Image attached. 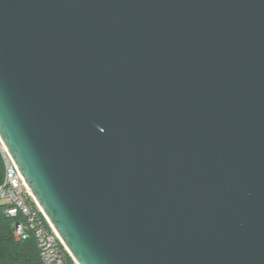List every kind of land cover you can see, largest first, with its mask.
Returning a JSON list of instances; mask_svg holds the SVG:
<instances>
[{
	"label": "water",
	"instance_id": "water-1",
	"mask_svg": "<svg viewBox=\"0 0 264 264\" xmlns=\"http://www.w3.org/2000/svg\"><path fill=\"white\" fill-rule=\"evenodd\" d=\"M0 142L79 264H264V0H0Z\"/></svg>",
	"mask_w": 264,
	"mask_h": 264
},
{
	"label": "built area",
	"instance_id": "built-area-1",
	"mask_svg": "<svg viewBox=\"0 0 264 264\" xmlns=\"http://www.w3.org/2000/svg\"><path fill=\"white\" fill-rule=\"evenodd\" d=\"M4 160V179L0 199L7 202L5 213L20 216L14 225L17 238L32 234L37 244L41 264H79L46 217L27 187L12 157L0 142Z\"/></svg>",
	"mask_w": 264,
	"mask_h": 264
},
{
	"label": "trees",
	"instance_id": "trees-1",
	"mask_svg": "<svg viewBox=\"0 0 264 264\" xmlns=\"http://www.w3.org/2000/svg\"><path fill=\"white\" fill-rule=\"evenodd\" d=\"M4 160L0 149V185L4 179ZM7 202L0 199V264H41L36 241L32 234L27 238L14 235V225L20 216L5 213ZM16 237V238H15Z\"/></svg>",
	"mask_w": 264,
	"mask_h": 264
},
{
	"label": "bare ground",
	"instance_id": "bare-ground-1",
	"mask_svg": "<svg viewBox=\"0 0 264 264\" xmlns=\"http://www.w3.org/2000/svg\"><path fill=\"white\" fill-rule=\"evenodd\" d=\"M5 148V147H4Z\"/></svg>",
	"mask_w": 264,
	"mask_h": 264
},
{
	"label": "rangeland",
	"instance_id": "rangeland-1",
	"mask_svg": "<svg viewBox=\"0 0 264 264\" xmlns=\"http://www.w3.org/2000/svg\"><path fill=\"white\" fill-rule=\"evenodd\" d=\"M16 238V237H15Z\"/></svg>",
	"mask_w": 264,
	"mask_h": 264
}]
</instances>
